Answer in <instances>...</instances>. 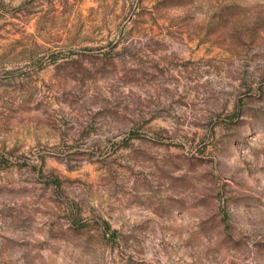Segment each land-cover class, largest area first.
<instances>
[{
    "label": "rangeland",
    "instance_id": "obj_1",
    "mask_svg": "<svg viewBox=\"0 0 264 264\" xmlns=\"http://www.w3.org/2000/svg\"><path fill=\"white\" fill-rule=\"evenodd\" d=\"M0 264H264V0H0Z\"/></svg>",
    "mask_w": 264,
    "mask_h": 264
}]
</instances>
